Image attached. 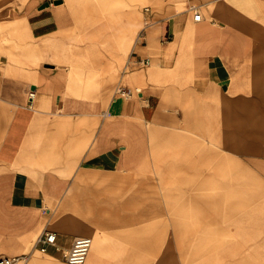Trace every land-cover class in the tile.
Returning <instances> with one entry per match:
<instances>
[{"label":"crops","instance_id":"0c3cea01","mask_svg":"<svg viewBox=\"0 0 264 264\" xmlns=\"http://www.w3.org/2000/svg\"><path fill=\"white\" fill-rule=\"evenodd\" d=\"M123 1L0 0V256L70 264L91 235L83 264H149L164 225L93 219L132 179L78 175L143 170L155 142L199 159L217 144L264 179V0ZM138 57L150 61L127 65ZM44 229L56 242L41 252ZM262 243L242 246L253 264Z\"/></svg>","mask_w":264,"mask_h":264},{"label":"rangeland","instance_id":"374dc122","mask_svg":"<svg viewBox=\"0 0 264 264\" xmlns=\"http://www.w3.org/2000/svg\"><path fill=\"white\" fill-rule=\"evenodd\" d=\"M123 2L117 0L118 10ZM210 151V157L199 159L195 153L174 152L172 144L155 142L143 170L81 172L78 179L134 182L131 188L118 182L116 199L95 201L91 210L96 212V229L134 228L144 221L155 225L151 228L164 225V232L149 231L150 240L158 235L165 240L164 246L149 249V264H199L205 259L212 264H253L252 248L242 246L264 241V179L217 144ZM96 187L106 190L101 196L109 195L107 185ZM261 245L258 259L264 264ZM247 250L244 257L241 253Z\"/></svg>","mask_w":264,"mask_h":264},{"label":"built area","instance_id":"2783aa9c","mask_svg":"<svg viewBox=\"0 0 264 264\" xmlns=\"http://www.w3.org/2000/svg\"><path fill=\"white\" fill-rule=\"evenodd\" d=\"M191 9L194 13V19H201V12L197 6L192 5ZM149 58H129L127 60V65H146L149 63ZM123 94L127 96L132 95V89L123 88L120 90ZM34 92L29 94L32 99ZM56 242V232L49 229L42 230L36 237L33 247H37L41 252H45L48 245H52ZM92 245V238L90 236H78L74 239L72 246L65 251L64 257L66 261L70 264H83L88 256ZM28 259V253L16 256H0V264H23Z\"/></svg>","mask_w":264,"mask_h":264},{"label":"bare ground","instance_id":"6f19581e","mask_svg":"<svg viewBox=\"0 0 264 264\" xmlns=\"http://www.w3.org/2000/svg\"><path fill=\"white\" fill-rule=\"evenodd\" d=\"M136 88V87H135Z\"/></svg>","mask_w":264,"mask_h":264}]
</instances>
